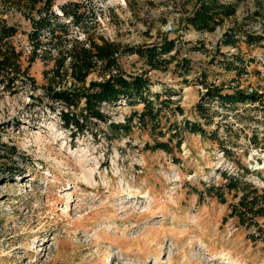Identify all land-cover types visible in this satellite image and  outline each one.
<instances>
[{
	"label": "rangeland",
	"instance_id": "rangeland-1",
	"mask_svg": "<svg viewBox=\"0 0 264 264\" xmlns=\"http://www.w3.org/2000/svg\"><path fill=\"white\" fill-rule=\"evenodd\" d=\"M63 1L69 0H55V7ZM80 1L93 18L86 16L93 35L121 45L175 37L179 51L160 67L128 51L119 60L126 71H145L159 99L172 100L157 139H167L184 117L200 121L206 133L184 130L170 152L146 148L153 142L148 125L136 118L128 130L109 125L142 105L121 100L103 104L106 119L92 118L73 134L59 117L65 105L45 92L51 63L35 59L10 89L0 84V264H264V215L241 224L229 215L228 203L237 200L232 191L226 202L199 195L205 183L224 180L221 171L243 173L264 188V100L234 108L213 101L207 121L195 109L204 76L264 93V41L225 44L181 20L168 29L166 21L190 12L197 0ZM226 1H236L235 12L223 18L222 29L264 33V0ZM8 9L19 23L13 39L26 65L30 24ZM69 23L73 35L85 38ZM235 53L243 57L241 73L224 66ZM184 57L192 65L187 71L177 63Z\"/></svg>",
	"mask_w": 264,
	"mask_h": 264
},
{
	"label": "trees",
	"instance_id": "trees-1",
	"mask_svg": "<svg viewBox=\"0 0 264 264\" xmlns=\"http://www.w3.org/2000/svg\"><path fill=\"white\" fill-rule=\"evenodd\" d=\"M235 2L197 0L192 10L181 20V25L212 30L225 16L235 12ZM83 6L80 0L63 1L56 7L55 0H0L1 86L10 89L15 84V78L20 74H28L31 63L39 58L45 64L51 63L44 70L45 73H49L50 79L45 86V92L52 99L65 105L66 108L59 110V117L65 127L74 128L73 134L83 131L92 118L106 119L101 110L103 104L121 100L129 105L137 103L142 105L125 115L124 121H111L109 125L115 130L120 128L128 130L133 118H136L141 126L148 125L153 142L146 141V148L160 147L170 152L171 140L174 139V144L179 146L184 130L205 134L206 130L200 121L184 117L172 124V128L169 127L167 139H157V135L164 134V131L159 129L162 111L172 100L169 97L159 99L161 91H152L151 79L145 71H126L119 60V55L128 51L144 58L150 68L160 67L172 60L179 51L175 37L165 34L157 41L121 45L103 35L91 33L86 16L93 18L86 14V9L80 10ZM8 8L18 10L30 24V29L26 32L30 44L29 52L25 55L26 65L23 64L24 51L13 39L21 31L19 23L12 20ZM258 12L255 11V14ZM66 16L71 17L70 21L62 20V17ZM69 22L80 26L85 38L73 35ZM239 38H243L248 44L259 43L264 41V33L240 31V27L231 26L224 29L220 41L235 45ZM172 50L173 53L166 57L165 54ZM232 56L231 59H225V68L235 69L238 73L245 71V65L239 63L243 57L236 53ZM177 63L186 71L192 67L189 59L185 57ZM91 72H95L97 78H88ZM199 83L203 85L204 90L195 103V109L206 121L211 116L207 112L213 101L234 108L239 102L255 103L264 100V93L257 91L256 88L247 91L238 86L233 87L231 83L208 81L205 76ZM154 98L158 100V104ZM176 107L181 110L179 105ZM245 169L247 171L248 168ZM221 174L224 180L217 184L205 183L204 189L199 190V195L205 192L214 195L221 202H226L225 192L232 191L237 200L228 203L229 215H236L241 224H248L257 216L264 215V188L259 191L256 183L244 178L243 173L231 175L221 171Z\"/></svg>",
	"mask_w": 264,
	"mask_h": 264
},
{
	"label": "built area",
	"instance_id": "built-area-1",
	"mask_svg": "<svg viewBox=\"0 0 264 264\" xmlns=\"http://www.w3.org/2000/svg\"><path fill=\"white\" fill-rule=\"evenodd\" d=\"M192 8V7H191ZM190 10V9H189ZM189 12V11H188ZM188 12H175L174 14H173V16L171 17V19H169V20H167L166 21V24L168 23V29H171L172 27H175V26H178L179 24V20H182L183 19V17L188 13ZM175 22V23H174ZM169 24L170 25H172L171 27L169 26ZM223 31H224V28L222 29L221 28V24L219 23V24H216L215 26H214V28L212 29V30H210V31H205V33H209V35H214L215 36V38L217 39H220L221 38V36H222V33H223ZM246 74V73H245ZM247 75V74H246ZM250 90H253L252 89V87H250ZM226 173H228V174H231V175H234V174H232V173H229V172H227L226 171Z\"/></svg>",
	"mask_w": 264,
	"mask_h": 264
}]
</instances>
